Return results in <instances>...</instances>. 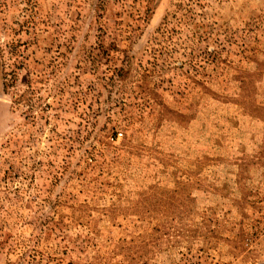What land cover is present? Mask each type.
<instances>
[{"label":"rangeland","instance_id":"rangeland-1","mask_svg":"<svg viewBox=\"0 0 264 264\" xmlns=\"http://www.w3.org/2000/svg\"><path fill=\"white\" fill-rule=\"evenodd\" d=\"M0 264H264V0H0Z\"/></svg>","mask_w":264,"mask_h":264}]
</instances>
